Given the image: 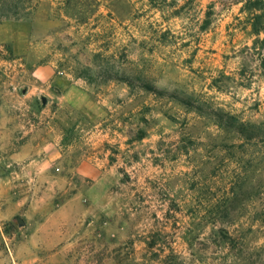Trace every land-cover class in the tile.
Masks as SVG:
<instances>
[{
    "label": "rangeland",
    "instance_id": "1",
    "mask_svg": "<svg viewBox=\"0 0 264 264\" xmlns=\"http://www.w3.org/2000/svg\"><path fill=\"white\" fill-rule=\"evenodd\" d=\"M172 251L264 264V0H0V264Z\"/></svg>",
    "mask_w": 264,
    "mask_h": 264
},
{
    "label": "trees",
    "instance_id": "2",
    "mask_svg": "<svg viewBox=\"0 0 264 264\" xmlns=\"http://www.w3.org/2000/svg\"><path fill=\"white\" fill-rule=\"evenodd\" d=\"M257 6H258V3L255 2V5H253V8L256 9ZM256 17H257V20H259V16L257 15ZM258 24H259V21H257V23L253 25V30L256 33H259L262 30L261 26H259ZM171 254L172 255L168 258L167 264H182L183 261L177 259V256H178L177 254L173 253V251Z\"/></svg>",
    "mask_w": 264,
    "mask_h": 264
},
{
    "label": "water",
    "instance_id": "3",
    "mask_svg": "<svg viewBox=\"0 0 264 264\" xmlns=\"http://www.w3.org/2000/svg\"><path fill=\"white\" fill-rule=\"evenodd\" d=\"M18 223H19V225H22L23 221L21 218H18Z\"/></svg>",
    "mask_w": 264,
    "mask_h": 264
}]
</instances>
